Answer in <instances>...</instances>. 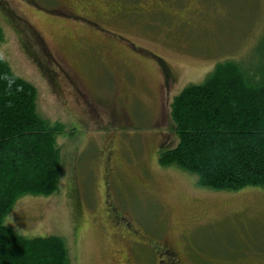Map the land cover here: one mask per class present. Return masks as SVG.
Wrapping results in <instances>:
<instances>
[{
	"label": "rangeland",
	"instance_id": "374dc122",
	"mask_svg": "<svg viewBox=\"0 0 264 264\" xmlns=\"http://www.w3.org/2000/svg\"><path fill=\"white\" fill-rule=\"evenodd\" d=\"M0 31L36 113L63 126L57 190L19 196L6 226L61 237L66 264H155L135 232L190 243L185 264H264V187H203L158 162L178 142L173 97L218 62L257 59L264 0H0Z\"/></svg>",
	"mask_w": 264,
	"mask_h": 264
},
{
	"label": "trees",
	"instance_id": "16d2710c",
	"mask_svg": "<svg viewBox=\"0 0 264 264\" xmlns=\"http://www.w3.org/2000/svg\"><path fill=\"white\" fill-rule=\"evenodd\" d=\"M260 44L251 66L218 62L201 82L173 97L178 142L159 153L161 165L192 173L212 189L264 187V38ZM35 98V87L0 55V264L67 263L61 237L27 238L3 222L19 196L58 188L56 135L63 126L38 116Z\"/></svg>",
	"mask_w": 264,
	"mask_h": 264
},
{
	"label": "flooded vegetation",
	"instance_id": "af4514ba",
	"mask_svg": "<svg viewBox=\"0 0 264 264\" xmlns=\"http://www.w3.org/2000/svg\"><path fill=\"white\" fill-rule=\"evenodd\" d=\"M113 157V151L108 149L107 156L105 157V174L111 176L113 173V168L110 166L111 160ZM109 206V207H108ZM107 211L112 213V217H110V221L114 223L115 226H120L121 222H123V217L120 216L115 208L111 206V204L107 200ZM117 230H119L117 228ZM135 234L138 237V242H142L145 246L151 247L149 250L154 252L157 255L155 260V264H185L187 258H191L196 260L194 257V248L190 243L185 244V249L180 247L179 245L166 241L164 238L157 242H148L149 237L143 235V240L141 239L142 235H139L137 232ZM146 240V241H145ZM144 242V243H143Z\"/></svg>",
	"mask_w": 264,
	"mask_h": 264
}]
</instances>
